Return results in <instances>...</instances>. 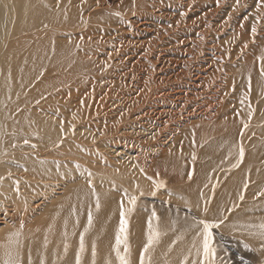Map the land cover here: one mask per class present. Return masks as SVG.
<instances>
[{
	"label": "rangeland",
	"instance_id": "obj_1",
	"mask_svg": "<svg viewBox=\"0 0 264 264\" xmlns=\"http://www.w3.org/2000/svg\"><path fill=\"white\" fill-rule=\"evenodd\" d=\"M66 3L76 12L73 27L30 30L31 22L23 19V29L14 28L4 47L46 34L49 43L64 41L72 48L63 80L54 82L51 73H44L17 98H29L18 110L32 114L20 130L22 144L27 140L30 147L17 152L32 154L51 170L59 168L53 178L38 179L45 182L47 197L31 198L39 223L34 226L48 222L47 207L64 196L68 179L62 177L77 176L79 184L121 198L133 223L143 217L145 226L151 218L187 225L194 232L188 246L202 247L197 221L219 223L212 229L214 264H264L259 229L264 223L261 0ZM43 81L47 86L38 90ZM219 101L228 113L211 120L210 108ZM43 128L49 130L46 137ZM8 161L26 165L23 155ZM6 175L16 176L12 171ZM237 180L230 203H218L221 187ZM132 196L135 205L129 202ZM9 204L0 205L2 217L5 209H13ZM127 245L135 246L132 241ZM174 245L168 243L160 257L170 259ZM145 259L153 264L151 252Z\"/></svg>",
	"mask_w": 264,
	"mask_h": 264
},
{
	"label": "bare ground",
	"instance_id": "obj_2",
	"mask_svg": "<svg viewBox=\"0 0 264 264\" xmlns=\"http://www.w3.org/2000/svg\"><path fill=\"white\" fill-rule=\"evenodd\" d=\"M53 1L0 0V205L7 202L13 206L12 210L10 209L12 207L5 209V217L1 216L3 211L0 212V221L3 218L6 221L0 222L6 223L0 226V245L8 242L10 233L20 231L22 264H76L77 254L81 256V264H92L93 245L97 253L95 264H109V261L111 264H119L114 249L115 238L120 227L121 211H123L124 218L127 220V242L132 241L135 244L134 248H129L126 254L130 264H140V249L148 243L149 220L152 224L151 232L154 242L145 255L149 252L152 253L153 264H184L185 260L188 264H197V261H200V254H197L199 249L196 245L194 247V245L186 244L194 233L185 228L187 225H178L174 221L167 223L163 219L151 218L145 226L143 217H138L137 221L133 223L130 220V214L121 207V198L114 199L107 192H96L91 185L79 184L77 176L65 175L62 177L66 181L68 179V185L64 186V196L60 201L58 200L59 202L54 201L47 207L48 222L44 219L45 224L34 226L35 222L38 223L37 219L33 218V212L37 211V206H34L31 198L38 196L39 193L43 197H47L45 196L47 193L44 192L47 186L43 184L45 182L38 179L43 181V179L53 178L52 171L55 172L59 168L53 167L51 170L48 163L43 162L45 163L43 164L37 161L39 159L33 157L32 154L24 155L17 152L30 147L26 143L22 144L23 130H20L29 124L28 120L32 117L30 112L18 110L20 106L27 105L29 98H17L19 94L25 92V88L33 80L44 73H51L54 82L63 80L61 71L66 66L63 64L69 60L67 55L72 48L64 41H59L56 44L49 43L46 41V34L35 40L24 39L27 42H16L9 48L4 47L8 44L7 40L14 28L19 31L23 29V19L31 22L30 30L46 29L49 25L73 27L77 16L76 12L68 10L67 0H59V3L52 8ZM45 86H47V81L39 83L36 88L41 90ZM34 94L37 92L34 91ZM210 110H214L211 120L215 119V121L228 113V107L223 101H219L218 105ZM42 130L45 137L47 134L49 135L47 128ZM20 155L24 156L25 166L21 165L20 167L16 162L8 161ZM10 171L14 172L18 179L6 175ZM21 171L26 172L21 175ZM238 180L233 183H229V181L225 183L216 200H220L226 206L239 184ZM253 187L250 186L249 191H252ZM97 195L99 196L98 208ZM89 213L92 215L91 226L88 224ZM11 218L12 223H10ZM85 229H87L86 232ZM157 232H159L158 237H156ZM81 234L84 235L85 243L83 253H80L79 249ZM174 242L176 245L173 244ZM168 243L174 245L173 255L170 259H168L169 255L160 257L164 250H167ZM65 245L68 246L67 252H65ZM121 254L125 255L123 244L121 245ZM4 260V250L0 248V264H4Z\"/></svg>",
	"mask_w": 264,
	"mask_h": 264
},
{
	"label": "snow or ice",
	"instance_id": "obj_3",
	"mask_svg": "<svg viewBox=\"0 0 264 264\" xmlns=\"http://www.w3.org/2000/svg\"><path fill=\"white\" fill-rule=\"evenodd\" d=\"M238 2V0H237ZM261 3L264 4V0H261ZM118 15V13H117ZM252 31L255 32V27L252 28ZM262 63H264V58H262ZM264 71V69H262ZM74 127V126H73ZM247 127V125H245ZM25 143L27 144L28 141L25 140ZM34 147V146H33ZM239 156L242 159L244 156V149L241 146L239 149ZM79 167V165H77ZM127 195V193H125ZM241 200H243V196L240 197ZM132 205H135L136 203V197L132 196L129 201ZM96 204L97 208L99 207V196L96 197ZM121 207L123 208V204H121ZM205 213L208 211L207 207L204 208ZM152 216H156L155 211H153ZM198 226H202V232L200 233V236L202 238V247L198 250L197 254L199 255L202 252L203 255V264H214L215 261V248L213 247L214 238H213V232L212 229L214 227H219V223H210L206 220H199L196 222ZM222 223V221L220 222ZM88 224L91 226L92 224V215L89 213L88 215ZM22 227V226H21ZM149 235H148V243L143 249V253L140 257V264H150L149 261H146L145 259V253L149 251V248L152 246L154 242V237L151 232L152 224L151 220H149ZM252 227H256L255 225ZM260 229V235L264 237V223L259 225ZM87 229H85V232ZM67 234V233H65ZM20 236L21 232L16 231L13 233H10L8 235V242L4 245H0V248H3L4 250V264H22L21 254H20ZM159 236V232L156 233V237ZM124 245V252L125 255L121 254V245ZM67 245H65V252H67ZM195 247V245H194ZM80 253L84 252L85 249V243H84V235L81 234L80 236V244H79ZM115 255L116 258L119 261V264H130L129 259L127 258V252H128V245H127V220L124 218V213L121 211V221H120V227L119 232L116 235L115 238ZM96 248L93 245L92 248V264H95V257H96ZM76 264H81V256L80 254H77L76 256ZM109 264L111 262L109 261ZM184 264H188L187 260L184 261ZM197 264H200V261H197Z\"/></svg>",
	"mask_w": 264,
	"mask_h": 264
}]
</instances>
